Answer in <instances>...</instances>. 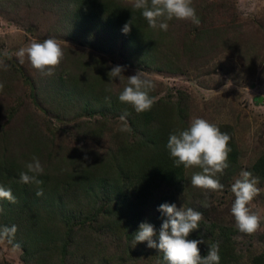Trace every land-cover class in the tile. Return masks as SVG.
Here are the masks:
<instances>
[{
    "label": "rangeland",
    "instance_id": "1",
    "mask_svg": "<svg viewBox=\"0 0 264 264\" xmlns=\"http://www.w3.org/2000/svg\"><path fill=\"white\" fill-rule=\"evenodd\" d=\"M123 1L132 3V0ZM56 2L57 0H0V57H4L5 53L10 57H5L6 63L10 66L9 70L0 71V81L5 83L4 91L0 93V125L6 129L2 132L5 135L17 133L25 137L43 139L47 145L44 150L43 148L39 150L42 154L40 161L42 164L53 166L61 164L62 161L67 162L69 159L64 157L68 155L75 163L81 161L85 155L88 157L94 155L96 160L102 161L104 158L110 160L114 151L123 144L134 149L140 131L146 128L143 123L131 126L127 122L130 131H119L123 123L119 119L122 114L119 116L110 114L107 122H101L102 118L97 113L91 115L80 113L77 117L72 110L65 107L64 112H54L51 98L54 95L43 88L45 82H50L51 76L42 75L31 66L27 58L24 63H20L15 56L17 50L27 47L33 41L42 42L53 37L60 41L65 56L81 53L89 57L87 52H90L104 57L112 67L124 66L126 70L123 75L126 77L123 82L109 78L106 82L108 89L112 90L111 93H120L123 90L127 76L134 75L137 71L147 74L156 84L150 95L163 102L164 118L171 120L172 115L177 116L180 113L181 122L187 127L196 117L213 122L222 132L230 135L234 152L230 154L231 157L229 156V167L219 177L224 185L222 192H204L193 187L191 176L200 170L183 167V177L179 186L175 188L159 182V185L151 188L153 195L150 197L155 200L157 196L165 195L166 199L176 204L178 208L191 207L203 213L204 222L189 237L205 240L204 244L199 245L202 256L207 255L209 246L220 244L221 241L230 242L233 256L240 258L239 264H248L249 256L264 251V223L252 235L239 232L231 214V206L235 199L231 185L240 172L246 170L258 178V187L264 190V176L253 166L256 159L264 154V0H193V6L197 12H201L197 14L201 18L199 26L188 20L174 19L175 35L168 50L173 53L168 58L170 60L168 69L159 71L142 64L124 62L127 55L119 54L118 41L109 51L80 42L75 35H70L72 32L68 23L61 21ZM207 3L212 6L208 8L211 9L209 11ZM204 24H208L209 27H223L228 36L224 35L217 40L212 38V47L207 43L208 47L200 48L201 51L198 53H194L199 50L198 48L192 49L191 53L183 49L185 35L193 37L190 26L195 25V29H198ZM231 35L237 36V44L229 49L231 38L228 37ZM247 47L249 50L244 52ZM60 67L62 64L54 70V74ZM33 91L38 92L35 98L32 95ZM119 109L121 110L122 106ZM22 119L30 121L34 131H7L12 126H21ZM96 120L100 121L102 127L104 125L100 131ZM168 126L164 125V128ZM3 143L4 141L0 139V151ZM107 166L99 167L97 170L109 180L112 169L116 167L115 161ZM99 190L95 210L100 216L103 214L102 206L107 205L111 197L105 188L101 187ZM65 197L66 207L75 210L79 207L76 195ZM86 201L87 198L83 197L80 209ZM202 202H207L208 207H203ZM152 203L153 199L150 204ZM253 203L255 210L264 215V191ZM61 209L65 210L64 207ZM144 211L149 214L146 208ZM71 213L67 216L70 217ZM78 219L71 218L68 223H74V227L80 225L79 228L82 230L78 235L90 233L92 241L99 244L97 247L102 251L98 253L94 263L118 264L114 258L110 261V257L121 246L129 245L131 252L121 264H152L151 259H154V255L147 247V242L138 243L134 247V237L132 239L126 237L128 233L132 235L133 229L127 228L124 221L115 223L117 218L111 216L115 227L110 228V232L100 228L87 231L84 227L88 222ZM100 219L106 221V217L102 216L99 218L100 224ZM120 225L122 226L118 229ZM119 230L121 236L118 237ZM223 230L229 238L228 241H224L225 238L222 237ZM20 255L19 247L10 245L6 240L0 241V264H23ZM80 263L79 258L77 261L69 262ZM84 264H88V261Z\"/></svg>",
    "mask_w": 264,
    "mask_h": 264
},
{
    "label": "trees",
    "instance_id": "2",
    "mask_svg": "<svg viewBox=\"0 0 264 264\" xmlns=\"http://www.w3.org/2000/svg\"><path fill=\"white\" fill-rule=\"evenodd\" d=\"M56 3L59 15L62 17L61 21L68 23L72 32L70 35H75L80 42L101 49L106 48L109 51L118 41L119 54L127 55L126 61L124 60L127 64H142L158 71L168 69L170 62L168 58L173 53L168 50L173 44L175 35L176 27L173 26H176L178 21H175V18L168 21L167 31L153 30L148 26L141 11L132 8L131 2L57 0ZM210 7L212 6L207 3L208 11L211 10L208 9ZM196 13L201 12L196 10ZM129 21L132 23L131 30L125 34L122 29ZM190 27L193 37L185 35L186 39L182 45L183 49L190 53L192 49L197 48L199 50L194 53H198L201 51L200 48L208 47L207 43L212 47V38L217 40L227 35L226 29L219 26L209 27L208 24H204L198 29H195V25ZM177 31L180 32L179 29ZM228 38H231L229 49L234 48L237 44V36L231 35ZM193 46L196 48H192ZM248 50L247 47L243 51ZM87 53L89 57L81 53L65 56V62L61 63L60 70L50 77V82L43 84L44 90L54 95L51 96L54 103L52 105L56 109L53 111L64 112L65 107L72 110L77 117L80 113L87 115L97 113L102 118L101 122H107L110 114L119 116L127 113L126 120L131 126L143 123L146 128L140 131L134 149L123 144L114 151L110 160L104 158L101 161L96 160L94 155L91 157L85 155L87 159L83 156L81 161L75 163L68 155L64 157L69 159L67 162L62 161L61 164L53 166L44 163L45 174L39 177L43 180L41 187L44 195L38 197L37 187L21 183L19 174L25 170L24 164L29 162L33 155L41 160L42 154L39 150L41 148L44 150L47 144L43 139L25 137L17 133L5 135L2 131L6 129L1 128L0 125V139L4 141L0 151V186L10 188L17 198L15 204L0 199V207L3 208V212L0 213V226H17L14 240L6 241L21 249L20 258L23 264H69L70 261H77L78 258L80 264H84L85 261H88V264H96L95 258L102 252L97 247L99 244L92 241L90 233L78 235L82 229L79 228L80 225L74 227V223H68L71 218L87 221L84 227L87 231L98 228L110 231V228L115 227L111 220V216H114L117 218L115 223L124 221L127 228L133 229L132 235L126 234V237L131 239L143 222L151 223L158 232L163 221L167 219L158 208L161 204L172 203L165 195H159L155 200L151 198L150 196L153 195L151 188L159 185V182L176 188L183 177V166L175 167L166 148L169 134L174 129L187 128L186 124L181 122L182 115L180 113L177 116L172 115L171 120L164 118L165 108L161 99H155L156 102L150 111L139 114L134 112L131 105L126 103L121 105L118 99L119 93L107 91L109 88L106 84L109 78L107 73L112 66L104 57ZM37 94L38 92L33 91L32 95L35 98ZM120 106H122L121 110ZM96 122L100 131L104 125L102 127L99 120ZM180 123L182 125H179ZM21 124V126H12L7 131H34L30 121L22 119ZM164 125L169 126L164 128ZM231 145L229 142V147L232 149ZM233 153L232 149L230 154ZM113 160L116 167L112 169L111 176L106 174L109 176L107 180L97 168L108 167L107 165L113 163ZM253 166L264 176V154L256 159ZM101 187L107 190L111 198L107 205L102 206L103 214L99 216L96 214L95 203ZM70 195L78 197L76 203L79 207H76V210L65 206L64 197ZM83 197H86L87 201L80 209L83 205L81 204ZM152 199L154 203L150 204ZM62 207L65 210L61 209ZM145 208L149 214L144 211ZM68 213H71L70 217L67 216ZM102 216L106 217V221L100 219V224L99 218ZM117 236H121L120 230ZM222 237L225 238L224 241L229 240L225 233ZM218 245L220 264H239L240 258L233 256L230 242L221 241ZM130 252L129 245L121 246L110 257V261L114 258L116 263L121 264L126 261L125 257ZM150 252L154 255V259H151L152 264H165L162 253L154 249ZM248 260V264H264V251L249 256Z\"/></svg>",
    "mask_w": 264,
    "mask_h": 264
},
{
    "label": "clouds",
    "instance_id": "3",
    "mask_svg": "<svg viewBox=\"0 0 264 264\" xmlns=\"http://www.w3.org/2000/svg\"><path fill=\"white\" fill-rule=\"evenodd\" d=\"M132 8L140 10L148 26L153 29L167 31L168 21L188 20L199 26L200 20L193 6V0H132ZM131 21L127 22L122 31L126 34L131 30ZM15 56L20 63L25 58L31 66L42 75L52 76L54 70L65 59V51L59 40L50 37L42 42L33 41L27 47L16 51ZM4 57H0V71H8L9 65ZM124 66H113L107 73L109 80H125ZM5 83L0 81V93L4 91ZM156 84L147 74L137 71L134 75L127 76V83L119 93L121 103L131 105L136 113L150 111L155 104V97L150 95ZM107 91H112L107 89ZM127 113L120 116L123 122L119 128L121 132H128L130 128L126 120ZM230 135L222 132L219 126L204 118H193L187 128L174 129L170 134L166 148L173 159L175 167L181 165L185 169L198 168L200 171L191 176V185L204 192H222L224 185L219 177L229 167L228 158L232 149L229 147ZM85 159L88 157L85 156ZM24 171L19 174L20 182L37 187L36 195L43 196V180L39 179L45 174V167L40 159L33 155L29 162L24 164ZM259 180L249 171H241L231 185L234 202L231 214L239 232L252 235L264 223V215L255 210L254 200L264 191L258 187ZM0 199L10 203H17V198L10 188L0 186ZM203 207H208L207 202H202ZM167 219L163 221L157 232L154 225L143 222L134 235V247L138 243L147 242V247L156 249L163 254L165 264H220L219 245L209 246L206 256H202L199 245L204 244L203 238L190 239V235L197 231L204 222L201 211L193 208L177 207L176 204L164 203L158 208ZM3 208L0 207V213ZM17 226H0V241L12 242L17 232Z\"/></svg>",
    "mask_w": 264,
    "mask_h": 264
}]
</instances>
